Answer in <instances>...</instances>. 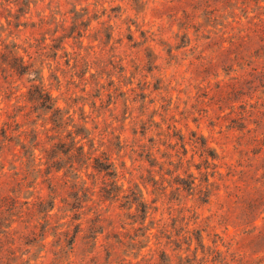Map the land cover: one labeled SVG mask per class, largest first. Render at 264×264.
<instances>
[{"label":"rangeland","instance_id":"374dc122","mask_svg":"<svg viewBox=\"0 0 264 264\" xmlns=\"http://www.w3.org/2000/svg\"><path fill=\"white\" fill-rule=\"evenodd\" d=\"M21 62L41 70L58 129ZM15 118L0 264H264V0H0V128ZM78 128L89 154L55 172ZM22 130L45 164L13 145ZM104 157L116 176L92 167Z\"/></svg>","mask_w":264,"mask_h":264},{"label":"trees","instance_id":"16d2710c","mask_svg":"<svg viewBox=\"0 0 264 264\" xmlns=\"http://www.w3.org/2000/svg\"><path fill=\"white\" fill-rule=\"evenodd\" d=\"M13 46H16V45L14 44ZM30 67H31V65H25L23 62H21L20 64H18V66H15L13 68L19 74L27 73V74L31 75L32 78H30V80H32L33 82H37V83L32 84L33 89L30 90L32 93H31L30 97L28 98V101L35 103L36 108H41L45 112H51L50 120L53 123L52 129H54V128L58 129L59 127L62 126L63 123H65V121L63 120V112L59 108V106H57L56 100L52 97L50 92L42 84L41 70L33 69V68L30 69ZM7 76L8 75L4 76V78H6ZM14 117H16V115H14ZM3 125L4 126L7 125V128L4 126L2 128H0V137H2V139L0 141V159L3 157V148L8 146L13 139L12 136H10L7 132L8 128L14 126V128H11V131H13V130H17L21 127L20 123L16 120V118L14 120H12L11 124H7L5 122ZM82 129L78 128L74 132H72L70 130L67 131L66 136L71 138V144L73 146L74 153L70 154L72 147H65V143L62 140H59L58 143H56L54 145V147L56 149H58L59 153H61L60 155L57 154V155L53 156V158H55V159H54L53 165H51V167H54L55 172H58L61 169V166H59L58 162L60 160H62L63 155H68L69 156L68 158L75 156L78 159H80L79 157L87 156V154H89V152H84V145L80 142L81 139L76 140V137L78 135H84ZM33 132H34V134L30 133L31 134L30 139L25 142L24 139L21 140V135L25 134V131L22 130L21 133L17 134V137L20 140L16 143L14 142L13 145H15V146L19 145L20 149H22V151H23L24 157H27L28 160H29V158H31V161L36 162V163L38 162L36 164V166H41L42 164H45V162H41L42 161L41 157H37L35 154V150L38 148V145L40 143V141L38 140V132L32 131V133ZM82 138H84V136ZM33 141H36V142L32 143ZM208 151H209V156L212 159H214L215 153L211 150H208ZM13 155L15 156V151H13ZM23 156H21V157H23ZM86 159H90V156L86 157ZM69 167L72 168L73 170H76V168L73 167V164L70 165ZM92 167L98 171H104L105 174H107V175L116 176L115 171L111 170L113 166H112V163L108 161L107 157H104L103 159L94 158V164ZM0 169H3V165L0 166ZM74 174H75V178L80 177L77 170ZM207 179L208 178H206V181H207ZM192 183H193V181H190V184H192ZM81 193H82L81 196H78V192L72 196L75 201L70 204V207H71L70 210L77 211V209L80 208V206H78V205L81 204V203H79V201L81 200V197L86 198V193L84 192V190ZM130 197H131V200H130L131 205L135 203L136 209L139 210L140 212L144 213V217H145L147 210H146V205H145V202L142 198L141 193L137 195L136 192H132ZM86 200L87 199H84V201H86ZM24 204H29V201L28 200L24 201ZM263 204H264V191H262L261 194H257V196H254V198L252 199V208L258 209L259 206H261ZM48 205H49V209L46 210V216H44V219L46 221L48 220V216L52 215L50 213V211L54 207V201L52 200V202ZM8 211H11V213H12L11 209ZM261 213H262V211H261ZM75 214H76V212L74 213V215ZM71 219H76V218L71 217ZM62 226H66L65 223H62ZM7 227H10V225H8ZM79 227L80 226H78V228ZM78 228L76 229L72 238L67 241L68 245L73 244L75 234L79 231ZM100 232H102V231H100ZM57 233H64V230H60V232H57ZM64 235H66V234H64ZM91 237L93 238L94 244H96L97 232H94V235H92ZM111 249L114 250V248H111ZM107 252L109 253V250Z\"/></svg>","mask_w":264,"mask_h":264}]
</instances>
